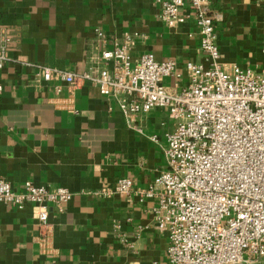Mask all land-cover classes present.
I'll list each match as a JSON object with an SVG mask.
<instances>
[{
    "label": "crops",
    "instance_id": "crops-1",
    "mask_svg": "<svg viewBox=\"0 0 264 264\" xmlns=\"http://www.w3.org/2000/svg\"><path fill=\"white\" fill-rule=\"evenodd\" d=\"M161 9L156 0H0V29L12 38L0 69V179L73 193L62 209L49 206L48 229L31 203L0 201V264H169V241L153 213L157 199L93 193L123 177L146 189L167 170L174 129L167 111L152 109L138 117L141 131L130 129L116 100L94 84L48 82L33 67L95 72L102 53L131 35L134 59L150 53L176 61L182 76L163 83L177 92L188 82L186 63L206 55L194 20L168 26ZM212 11L225 66L264 71V0H212Z\"/></svg>",
    "mask_w": 264,
    "mask_h": 264
},
{
    "label": "built area",
    "instance_id": "built-area-1",
    "mask_svg": "<svg viewBox=\"0 0 264 264\" xmlns=\"http://www.w3.org/2000/svg\"><path fill=\"white\" fill-rule=\"evenodd\" d=\"M156 2L168 26L192 18L199 29L206 60L186 63L188 82L181 90L172 92L163 83L166 77L182 76L176 61H158L150 53L134 59L131 35L102 53V65L95 72L34 64V73L48 82L94 84L102 95L116 100L130 129L141 131L137 119L152 109L167 111L174 122L167 134V170L146 189L123 177L114 187L93 193L136 195L141 202L157 199L153 213L169 241V264H263L264 71L225 66L212 0ZM11 41L0 29V69L8 60ZM72 198L63 186L26 181L18 189L0 179V201L18 208L31 203L43 229L51 227L49 206L62 209ZM113 228L127 243L122 224L116 222Z\"/></svg>",
    "mask_w": 264,
    "mask_h": 264
}]
</instances>
